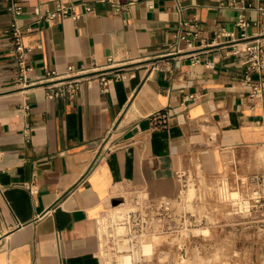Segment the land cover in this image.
Here are the masks:
<instances>
[{
  "label": "crops",
  "instance_id": "obj_1",
  "mask_svg": "<svg viewBox=\"0 0 264 264\" xmlns=\"http://www.w3.org/2000/svg\"><path fill=\"white\" fill-rule=\"evenodd\" d=\"M128 1H23L29 77L109 63L121 74L106 91L94 80L76 99H49L17 82L12 15L0 0V264H103L98 220L113 201L139 191L174 199L186 172L219 173L226 155L264 177V96L251 99L244 82L264 85V69L245 61L239 9ZM245 1L253 39L264 0ZM57 2L77 17L38 18ZM183 21L197 24L191 46L175 37L190 29Z\"/></svg>",
  "mask_w": 264,
  "mask_h": 264
},
{
  "label": "rangeland",
  "instance_id": "obj_2",
  "mask_svg": "<svg viewBox=\"0 0 264 264\" xmlns=\"http://www.w3.org/2000/svg\"><path fill=\"white\" fill-rule=\"evenodd\" d=\"M248 170L226 155L219 173L186 172L172 217L162 214L151 224L147 216L146 236L133 238L125 250H118L114 228L124 226L119 220L144 209L145 202L131 192L119 203L124 204L120 214L110 205L99 217L103 264H117L123 254L131 255L130 264H264V177ZM133 227L131 222L122 232ZM145 244L151 249L144 255Z\"/></svg>",
  "mask_w": 264,
  "mask_h": 264
},
{
  "label": "built area",
  "instance_id": "obj_3",
  "mask_svg": "<svg viewBox=\"0 0 264 264\" xmlns=\"http://www.w3.org/2000/svg\"><path fill=\"white\" fill-rule=\"evenodd\" d=\"M6 3V8L12 15V19L9 23L8 32L12 37V47L14 51L15 64L17 66V82L21 83L23 87H42L45 90L46 97L51 98H69L76 99L84 86H89L92 81L98 80L103 91H106L108 87L112 84L115 79L121 77L119 73L118 66H112L111 63L98 66L94 65L92 67H86L81 65L79 67H74L69 65L64 72H57L56 70H48L44 75L31 78L29 77L30 71L33 69L27 63L26 47L22 42L23 29L18 23V18L24 13L23 1L24 0H3ZM137 0H129L128 4H131ZM231 5L239 9L237 20L235 22L236 26L242 31L241 38L249 39L248 43L245 45L243 51L246 54V63L250 69L253 70H263L264 69V43L261 39H264V32L255 36L253 39L247 35V29L250 25L246 17V10L251 7L250 3L245 0H232ZM90 9V7H87ZM258 11L261 15V20L264 24V4L258 6ZM71 14L73 17H77L73 13L72 7L70 5L57 2L54 8H47L44 13L38 14L39 19H44L49 23H54L60 21L66 15ZM181 26H188L190 29L179 30L176 32L177 43L185 42L187 46H191L193 40L197 38L198 33L193 32L191 29L196 28V23H189L188 21H183L180 23ZM224 34L230 37L234 36L231 31H224ZM180 50V49H177ZM245 84L248 87L249 97L253 100H260L264 96V85L260 82H255L249 77H246ZM23 109H28V105L25 104ZM31 126L29 123H25L24 131L28 133ZM0 151V158H1ZM139 196L142 197L145 202V208L142 210H130L127 217L119 220L120 224L125 227L133 222V231L128 229L127 233L115 232V238L117 241L118 250H125L128 248V242L132 241L133 238L137 240H142L146 236L144 223L147 222V216L150 219V223H155L161 219V215H168L172 217L173 208V198L160 197V198H150L144 192H137ZM122 199H119L121 203ZM119 203L114 204L113 208ZM123 203V202H122ZM149 210H151L149 212ZM160 210V212H159ZM119 223V222H118ZM120 226V227H124ZM154 234L157 233L156 227L152 231ZM98 234H99V220H98ZM100 240V237H99ZM145 255V254H144Z\"/></svg>",
  "mask_w": 264,
  "mask_h": 264
},
{
  "label": "bare ground",
  "instance_id": "obj_4",
  "mask_svg": "<svg viewBox=\"0 0 264 264\" xmlns=\"http://www.w3.org/2000/svg\"><path fill=\"white\" fill-rule=\"evenodd\" d=\"M123 205H119V206H115L114 209H119L117 212L118 214H120V210L122 209ZM121 215H118L117 217H119ZM116 232H121L122 231V227L118 226L114 228ZM151 249V245L150 244H145L143 247V251L145 252L144 254H146L149 250ZM131 263V255L130 254H123V256H121V258L119 259L117 264H130Z\"/></svg>",
  "mask_w": 264,
  "mask_h": 264
},
{
  "label": "water",
  "instance_id": "obj_5",
  "mask_svg": "<svg viewBox=\"0 0 264 264\" xmlns=\"http://www.w3.org/2000/svg\"><path fill=\"white\" fill-rule=\"evenodd\" d=\"M119 202H120V200H115V201H113V204H117Z\"/></svg>",
  "mask_w": 264,
  "mask_h": 264
}]
</instances>
